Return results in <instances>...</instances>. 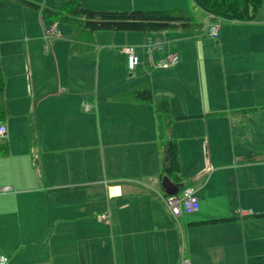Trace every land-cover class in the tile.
<instances>
[{"label":"crops","instance_id":"crops-1","mask_svg":"<svg viewBox=\"0 0 264 264\" xmlns=\"http://www.w3.org/2000/svg\"><path fill=\"white\" fill-rule=\"evenodd\" d=\"M29 1L56 9L64 2ZM84 2L107 11L195 5ZM0 3L7 109L10 118L29 116L30 135L35 131L34 143L26 134L17 149L14 125L6 120L7 133L0 126V140L10 146L0 155V255L9 264H264V51L241 37L251 22L203 12L200 32H98L92 50L71 54V27L61 30L16 2ZM216 23L212 39L205 32ZM53 24L60 37L48 46L43 34ZM148 38L162 40L163 51L148 52ZM128 46L141 60L138 73L128 68ZM171 54L179 62L160 66ZM53 60L61 75L56 85L45 78ZM61 60H67L64 78ZM92 76L96 86L86 88ZM144 81L156 101L169 102V129L154 105L113 100ZM169 140L179 148L180 190L193 188L200 203L199 212L178 220L161 199Z\"/></svg>","mask_w":264,"mask_h":264},{"label":"trees","instance_id":"trees-1","mask_svg":"<svg viewBox=\"0 0 264 264\" xmlns=\"http://www.w3.org/2000/svg\"><path fill=\"white\" fill-rule=\"evenodd\" d=\"M16 2L24 7L42 12L45 19L72 28L73 38L71 54H81L95 47L94 35L98 32L154 33L173 29L187 32H200V23L192 12L175 9L171 11H107L92 10L85 6V0H63L61 8L42 7L29 0H0V2ZM202 12L213 19L232 22H254L259 11L264 7V0H191ZM7 76L0 56V123L8 119L6 99ZM116 102H132L154 105L156 112L161 114L166 129L172 125L170 104L167 100L156 101L150 81L134 84L113 96ZM32 130V129H31ZM32 143L34 132H31ZM10 152L9 143L0 140V155ZM254 160L248 157L246 161ZM162 180L167 177L174 184L183 186L181 178V162L176 140H169L163 148ZM181 192V190H180ZM165 194V193H164ZM226 220V219H222ZM211 220L210 222H217Z\"/></svg>","mask_w":264,"mask_h":264},{"label":"built area","instance_id":"built-area-1","mask_svg":"<svg viewBox=\"0 0 264 264\" xmlns=\"http://www.w3.org/2000/svg\"><path fill=\"white\" fill-rule=\"evenodd\" d=\"M220 31V24L216 23L211 25L206 29L205 34L212 39H217ZM60 37V31L57 24H53L44 30V38L49 43L55 41ZM145 48L148 52L153 51H163L165 44L162 40H153L148 38L144 43ZM124 52L128 56V68L131 72H134L136 68L140 65L141 60L136 53L134 46L125 47ZM179 62V56L177 54L168 55L167 58L161 62L159 65L162 67L174 66ZM89 110L90 106H86ZM161 199L167 207L170 214L178 220L184 214L197 213L200 210V203L198 197L195 195V191L191 187H185L177 195H161ZM183 260V263H186ZM0 264H9V259L5 255H0Z\"/></svg>","mask_w":264,"mask_h":264},{"label":"rangeland","instance_id":"rangeland-1","mask_svg":"<svg viewBox=\"0 0 264 264\" xmlns=\"http://www.w3.org/2000/svg\"><path fill=\"white\" fill-rule=\"evenodd\" d=\"M2 4L5 5L6 3L3 2ZM27 9H29V8H27ZM188 10H190V12L193 13V15L197 18V20H201L203 18V12L196 5L192 6V8L190 7ZM0 17H1V15H0ZM251 23H252L251 28L247 29V32L249 34L246 33L247 35H245V36H243L241 34V37H245V39L247 41H250L253 44V47L255 49H259V50L262 49L264 51V7L259 11L257 20L255 22H251ZM64 26L65 25L60 26V29L64 30ZM43 37H44V34H43ZM63 39L64 38H61L59 40H63ZM44 40H45V38H44ZM46 42L47 43H45V44H48V46H49V44H50L49 42L50 41H46ZM52 46H53V44H52ZM63 53H65V52H63ZM58 54H62V53H58ZM66 63H67V60H61V62H60V72L62 73V77L63 78H64L65 74L67 73V68L65 67ZM49 66L50 67L46 69L45 78L47 79L48 83L56 85V81L61 75L57 71V68H56L54 60H53V62L49 63ZM58 70H59V68H58ZM138 71H140L139 67L136 68L135 73L136 72L138 73ZM93 75H95V73ZM128 75H129V72H128ZM91 79H92L93 83L90 82V80H86V79L84 80V83L87 86L86 88H89L92 85L96 86V77L92 76ZM70 80H72V79H70ZM77 84L80 85V86L82 85L81 78L77 80L76 85ZM102 84H103V81H102V79H100V86ZM93 91L95 92V88H93ZM13 107H15L14 104H12V103L8 104L9 110L14 113L15 110L13 109ZM21 111H17V112H21ZM8 114L9 115H8L7 121L9 120L11 122V124L14 125V129L13 130L15 131V136L18 139V141L20 142V143H18V146L16 147L18 149V148L21 147V141L24 144V135L26 136V134H27V135L31 136L30 135V130H29V121H28L29 116H27L28 118L25 119L26 121L25 120L22 121L20 119H18V120L15 119L14 118L15 117L14 114H12L13 115L12 118H10V113L9 112H8ZM7 121H6V123H1L0 124V126H2L3 129H5V133H7V126H6ZM22 123H25V126H24V124L22 126ZM30 126L33 128L34 124H32V125L30 124ZM1 134L2 135H0V136H5V135H3V133H1ZM34 134H35V131H34ZM14 143H15V140L12 138L11 145H13ZM14 149H15V147H14ZM94 156L95 155L92 154V157H94Z\"/></svg>","mask_w":264,"mask_h":264},{"label":"water","instance_id":"water-1","mask_svg":"<svg viewBox=\"0 0 264 264\" xmlns=\"http://www.w3.org/2000/svg\"><path fill=\"white\" fill-rule=\"evenodd\" d=\"M162 187L167 195H177L180 192V187L174 184L169 178L165 177L162 182Z\"/></svg>","mask_w":264,"mask_h":264}]
</instances>
